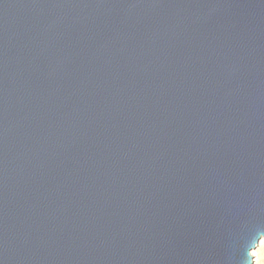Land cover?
<instances>
[{
	"label": "water",
	"instance_id": "95a60500",
	"mask_svg": "<svg viewBox=\"0 0 264 264\" xmlns=\"http://www.w3.org/2000/svg\"><path fill=\"white\" fill-rule=\"evenodd\" d=\"M264 0H0V264H253Z\"/></svg>",
	"mask_w": 264,
	"mask_h": 264
},
{
	"label": "rangeland",
	"instance_id": "374dc122",
	"mask_svg": "<svg viewBox=\"0 0 264 264\" xmlns=\"http://www.w3.org/2000/svg\"><path fill=\"white\" fill-rule=\"evenodd\" d=\"M264 240V238L261 239V241ZM261 241L257 248L253 250L254 255V263L253 264H264V242L261 245Z\"/></svg>",
	"mask_w": 264,
	"mask_h": 264
},
{
	"label": "bare ground",
	"instance_id": "6f19581e",
	"mask_svg": "<svg viewBox=\"0 0 264 264\" xmlns=\"http://www.w3.org/2000/svg\"><path fill=\"white\" fill-rule=\"evenodd\" d=\"M264 240L261 241V245L263 244Z\"/></svg>",
	"mask_w": 264,
	"mask_h": 264
}]
</instances>
